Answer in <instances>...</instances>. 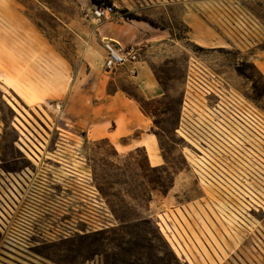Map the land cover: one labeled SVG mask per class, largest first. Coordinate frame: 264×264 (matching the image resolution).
<instances>
[{"label": "rangeland", "instance_id": "374dc122", "mask_svg": "<svg viewBox=\"0 0 264 264\" xmlns=\"http://www.w3.org/2000/svg\"><path fill=\"white\" fill-rule=\"evenodd\" d=\"M90 5L91 0H0V174L22 167L24 161L16 160L23 156L19 139L42 142L28 149H41V156L50 158L46 177L51 192L45 204L52 215L70 223L66 234L50 232L53 240L67 239L47 248L64 257L40 261L264 264V141L260 138L255 161L246 144H232L225 147L223 164H207L176 133L189 61L222 84L234 115L243 111L251 121L254 114L263 127L259 67L264 62L255 55L264 51V0H211L210 36L177 44L183 55L172 59H164L158 46L149 54L148 67L166 96L138 103L152 119L158 167H151L156 162L149 163L141 149L119 153L110 139L87 136L89 127L109 123L99 103L113 90L112 74L104 73L96 46L82 42L80 35L76 41V27L95 30L100 24L85 20ZM129 15L116 8L110 19ZM141 19L149 28L173 30L153 17ZM173 32L176 39L183 37L182 31ZM189 103L191 118L208 106L201 96H192ZM209 171L218 175L209 178ZM40 193L31 201L41 205ZM15 262L0 252V264Z\"/></svg>", "mask_w": 264, "mask_h": 264}, {"label": "crops", "instance_id": "0c3cea01", "mask_svg": "<svg viewBox=\"0 0 264 264\" xmlns=\"http://www.w3.org/2000/svg\"><path fill=\"white\" fill-rule=\"evenodd\" d=\"M118 10H125L140 20L114 17L107 21H100L95 30H78L75 36L86 40L90 45H95L99 57L102 58V66L105 58L104 45L113 43L119 50H134L135 59L125 67L115 71L109 81L112 93L101 101L100 107L105 111L109 123L102 128L89 127L87 136L106 138L112 141L115 151L119 153L132 152L138 149L146 153L149 163V148L156 162L151 167H158L157 142L152 138V119L142 113L138 99L150 102L166 96L164 86L153 75L148 67L149 54L155 50V46L164 50V59L178 57L182 52L177 49V44L194 43V38L200 35L203 39L211 34V0H110ZM221 0H218L220 2ZM196 4L201 10L195 12ZM155 18L165 23H170L173 30L149 28L141 18ZM88 23H93L89 22ZM182 31L183 37L176 39L173 31ZM175 33V32H173ZM260 63L264 62V51L255 55ZM101 66V67H102ZM264 66V65H263ZM103 69V68H102ZM262 73V72H261ZM263 77L264 74L262 73ZM108 124L111 128L108 127ZM135 136V137H134ZM23 141V140H21ZM123 142V143H122ZM23 145V144H22ZM21 152L34 160L33 154L26 147L20 146ZM19 147V148H20ZM26 148V149H25ZM34 163H36L34 161ZM2 171V169H1ZM8 172L0 174V182L9 180ZM5 203V200L2 198ZM31 251V250H30ZM3 252L15 260L14 264H44L40 260L52 258L51 254L42 255L16 251V253Z\"/></svg>", "mask_w": 264, "mask_h": 264}, {"label": "built area", "instance_id": "2783aa9c", "mask_svg": "<svg viewBox=\"0 0 264 264\" xmlns=\"http://www.w3.org/2000/svg\"><path fill=\"white\" fill-rule=\"evenodd\" d=\"M116 14L113 4L103 1L94 3L91 1L90 7L85 10L84 18L89 22H100L108 20ZM105 58L103 61V71L111 75L120 68L125 67L129 62L134 61V50H119L113 43L107 42L104 45ZM201 96L207 106L201 116H190L189 102L191 97ZM227 98L223 86L211 74L201 69L193 61L187 65L186 92L183 97L182 112L177 135L182 139H188L195 152L207 164L218 162L223 164L227 157L224 156L225 147L232 144L246 146L250 151L251 160L256 159L257 147L264 141V125L260 129L256 123L257 117L251 114V121L241 115H234L229 109ZM246 111H248L246 109ZM251 113L250 111H248ZM245 114V113H244ZM262 133V135L260 134ZM248 140L250 143H248ZM17 146H25L30 155H34L36 163L30 161L23 152V155L16 160L22 166L18 171L8 174L9 180L0 182V235L3 236L2 247L6 252L16 253V251L29 252L30 244L40 243L41 238L46 233V220L50 213L49 204H45V196L51 192L49 178L46 177L50 171L47 166L46 156H41V149L30 150L29 146H43L42 142H33L28 139L19 141ZM23 144V145H22ZM200 148V149H198ZM43 158L41 166H36ZM50 159V158H49ZM48 161V160H47ZM59 163V162H56ZM24 164V165H23ZM48 167V169H47ZM210 172V171H209ZM208 172L209 178L218 175L217 172ZM35 178H34V177ZM41 192L42 202H32L35 195ZM34 197V198H33ZM2 198L5 200H2Z\"/></svg>", "mask_w": 264, "mask_h": 264}, {"label": "flooded vegetation", "instance_id": "af4514ba", "mask_svg": "<svg viewBox=\"0 0 264 264\" xmlns=\"http://www.w3.org/2000/svg\"><path fill=\"white\" fill-rule=\"evenodd\" d=\"M31 157H35V156H31ZM48 160L47 162V166H50V159L46 158ZM31 161V160H30ZM24 165V164H23ZM49 198V197H48ZM52 212V211H50ZM54 213V212H52ZM60 218H56L54 215H52L51 213H48V218L46 220V234L43 235V238H41V242L40 243H34V244H30L28 249H31V251H29L30 253H39L42 255H48L51 254L52 257H64L63 255H53L47 248L50 247V245H52L53 243H57V242H62L64 240L67 239V237H62L56 240H53L50 238L51 233H64L63 231H65L66 228H70L69 226L66 225V223H69L66 219H61ZM70 224V223H69Z\"/></svg>", "mask_w": 264, "mask_h": 264}, {"label": "bare ground", "instance_id": "6f19581e", "mask_svg": "<svg viewBox=\"0 0 264 264\" xmlns=\"http://www.w3.org/2000/svg\"><path fill=\"white\" fill-rule=\"evenodd\" d=\"M15 21H18L19 19L17 17L14 18ZM27 34L29 35V37L32 39V41H34V43H36L37 45H41L40 40L38 39V37L33 33V31L31 29L26 30ZM202 47L204 46L203 44L199 43ZM216 48H223V45H216ZM261 72L264 74V66L261 65L260 67ZM27 157V156H26ZM149 157L150 160L155 161V157L154 154L152 152V149L149 148Z\"/></svg>", "mask_w": 264, "mask_h": 264}, {"label": "trees", "instance_id": "16d2710c", "mask_svg": "<svg viewBox=\"0 0 264 264\" xmlns=\"http://www.w3.org/2000/svg\"><path fill=\"white\" fill-rule=\"evenodd\" d=\"M91 1L94 2V3H97V2H101V1H103V2H105V3L111 4V1H110V0H91ZM127 18L130 19V20H140V18H138V17H136V16H134V15H129ZM141 20H142V19H141ZM142 21H143V20H142Z\"/></svg>", "mask_w": 264, "mask_h": 264}]
</instances>
